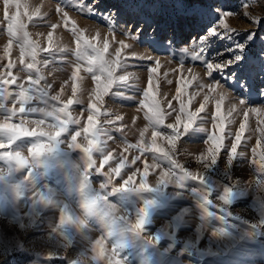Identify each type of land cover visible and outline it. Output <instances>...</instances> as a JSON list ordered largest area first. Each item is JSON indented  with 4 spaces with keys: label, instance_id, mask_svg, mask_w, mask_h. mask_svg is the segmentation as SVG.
<instances>
[{
    "label": "rangeland",
    "instance_id": "obj_1",
    "mask_svg": "<svg viewBox=\"0 0 264 264\" xmlns=\"http://www.w3.org/2000/svg\"><path fill=\"white\" fill-rule=\"evenodd\" d=\"M27 3L30 11L40 7L43 13H47L44 19H34L33 22L24 18L32 38L40 39L44 44L47 33L51 31L50 25L62 23L60 14L55 11L59 6L81 28L87 30L89 37L99 31L101 40L108 37L111 42L114 32L116 40H124L133 46L125 52H134L137 56L128 60L127 68L128 72L137 74L138 79L133 80L134 87H114L112 93L105 97L102 107V110L112 113L107 119H115L117 115L124 118L115 126H109H126L123 133L113 131V139L108 141V149L113 150L114 155L123 151L124 136L129 143H136L137 129L146 123L142 112L138 111V101L142 98L138 89L146 86L150 75L148 69L153 66V61L145 59L148 56L159 59L162 65L158 76L154 77V90L162 106L175 94L177 75L172 70L182 63L184 75L189 79L191 74L187 69H192V74H199V79L204 83L220 82L219 90L229 94L223 104L225 115L240 99L248 101L246 108H264V99L256 97L253 102L248 95H241L218 72L209 78L204 63L193 60L191 55L183 52L185 48L190 53L198 52L199 49L193 47L194 42H198L201 36L207 34V28L217 22V12H227L230 15L225 19L229 27L240 33L238 37H233L234 40L243 42L247 33L256 34L255 43L246 49L248 56H256L262 47L260 38H264V0H27ZM193 3L204 5L202 11L211 15L199 19L192 11L186 12L182 7L190 8ZM77 4L92 5L94 13L89 14L87 9L78 10ZM101 14H111L114 24L110 25ZM137 27L142 29V33L139 39H132L128 32L135 33ZM218 31L223 29L218 28ZM40 33L44 34L43 38L39 36ZM7 39L4 24L0 23V54ZM53 40L54 44L59 42L69 48L75 47L74 37L62 27L56 30ZM117 46L112 44L110 52ZM229 47L231 43L227 39L210 37L205 58L213 63H222L231 58V53L226 51ZM18 54L19 46L14 43L11 59L16 61ZM38 58L50 60L43 71L47 81L53 84V94L68 80L62 98L70 96L72 81L69 78L75 56L71 52H57L55 59L45 53ZM18 68L19 65L12 69L13 74L18 73ZM235 70L233 67L225 71ZM164 73L168 75L165 77ZM81 75L85 74L82 72ZM19 76L24 77L26 73H19ZM156 80L159 81L158 86ZM169 80L173 83L169 84ZM82 86L85 89L94 86L90 76ZM196 91L198 89L193 82L185 89V100ZM128 97L134 99L129 100ZM83 98L85 105L71 107L74 116H78L86 106L87 91ZM201 102L202 95L192 99L191 110L195 111ZM214 111L215 100H211L205 113H201V116H205L204 127L211 129L208 113ZM84 115L86 122L87 113ZM133 118H137L135 125ZM105 119L104 116L100 117L102 123ZM228 119L237 121L229 126L235 131L243 116L238 111ZM171 122L172 118L166 121ZM200 123L198 119L196 126ZM257 129L256 115L250 113L244 137L247 144L242 140L238 149V152L243 151L246 155L241 154L231 163L223 151L215 164L197 162L195 157L207 149L204 143L207 134L190 133L182 137L176 142L175 158L189 171L199 172L203 182L188 177L180 183L153 184L154 191L136 186L114 191L118 184H109L104 175L89 171L88 155L82 148L72 147L68 136L51 142V150L36 159L31 158L30 149L40 141L34 137H20L11 149L0 150V264H72L73 260L88 264L94 241L99 236H104L109 245L120 244L119 255L124 264H264V184L256 181L257 173L249 163L251 149L260 139ZM248 136L252 138L248 140ZM78 141L82 142L83 138H78ZM3 151H19L29 157V162L20 166L4 157ZM259 151L257 149V159ZM136 154L135 149H129L126 153L129 160ZM148 162L151 163L150 157ZM137 165H140V161H137ZM107 169L108 165H105L104 170ZM149 171V182L154 183L152 170ZM116 179L119 181V178ZM225 187H231L235 192L230 203L220 199ZM208 192H211V203L203 199ZM41 193L49 195L52 203H41ZM97 196L106 199L100 201L91 214H87L83 205ZM148 200L155 203L150 207L149 222L144 231L139 235L121 231L129 222L135 221L139 209ZM65 209L84 218L87 224L80 228L61 226L60 216ZM218 228H227L228 235H213ZM109 232H113V235L109 236Z\"/></svg>",
    "mask_w": 264,
    "mask_h": 264
},
{
    "label": "snow or ice",
    "instance_id": "obj_2",
    "mask_svg": "<svg viewBox=\"0 0 264 264\" xmlns=\"http://www.w3.org/2000/svg\"><path fill=\"white\" fill-rule=\"evenodd\" d=\"M0 3H2L0 23L4 24L8 37L3 52L0 54V61H7L0 63V150L11 149L14 142L20 137H34L40 142L31 147L30 156L32 159H36L51 150V142L58 141L62 136H68L71 139L72 147L82 148L88 155L89 171L104 175L109 184L113 182L118 184V188L113 189L114 191L120 188L127 189L130 186L154 191L153 184L180 183L188 177L203 182L199 172L189 171L175 158L176 142L190 133L207 134L206 140H204L207 145L206 151L195 157L201 164H215L221 151L224 152L229 163L236 160L241 154L245 156L246 154L243 151L238 152V149L245 137L249 114L254 113L260 139H257L256 146L251 149L252 157L249 163L254 166L257 173L256 181L264 184V119H261L264 116V108H246L248 101L240 99L237 104H233L228 109L225 115L223 104L229 94L219 90L220 82L204 83L199 79V74H192V69H187V72L191 74L189 79L184 75L185 69L182 63L172 70L177 75L178 86L175 89V94L167 100L166 105L162 106L157 98V92L154 90V77L158 76L162 65L159 59L148 56L145 59L153 61V66L148 69L150 75L146 86L143 89H138L142 97L138 101V111L142 112L146 123L142 128L137 129L136 143H129L127 137L124 136L123 151L116 152L114 155L113 150L108 149V141L113 139V131L123 133L126 126L120 124L118 127H109L115 126L124 118L117 115L115 119H107L112 113L106 109L102 110V107L105 97L112 93L114 87L130 89L134 87L133 80L138 79L137 74L128 72L127 68L129 67L128 60L135 59L137 56L134 52H125L133 46L124 40H116L114 32H112L111 42L108 37L101 40L99 31L89 37L87 30L81 28L77 21L59 6L55 11L60 14L62 23L50 25L51 31L47 33L46 44H44L40 39L32 38L28 31V23L24 18L26 17L28 22H33L34 19H44L47 13H43L40 7L30 11L27 0H0ZM76 7L81 11L87 9L89 14L94 13L90 4H77ZM182 7L186 12L192 11L199 19L211 15V13L202 11L204 8L202 4L193 3L190 8L183 5ZM101 15L110 25L114 24L111 14ZM228 15L230 13H216L217 22L207 28V34L201 36L198 42L193 44L194 48L199 49L198 52L190 53L188 48L183 49V52L191 55L193 60L203 62L209 78L213 76L214 72H218L225 81H230L231 86L241 95H248L253 102L256 97L264 99V38H260L262 47L257 55L248 56L246 49L255 43L256 34L254 32L247 33L243 42L238 39L234 40L233 37H238L240 33L229 27L225 19ZM61 27L74 37V48H69L68 45L59 42L54 44V33ZM218 28L223 31H218ZM141 33L142 29L137 27L135 33L129 31L128 35L132 39H139ZM39 36L43 38L44 34L40 33ZM210 37L227 39L231 43V47L226 49L228 53H231L230 59L222 63H213L205 58L207 42ZM14 43L19 46L16 61L11 59ZM112 44L118 46L110 52ZM57 52H71L75 56V63L72 65L69 78L72 81L71 95L66 99L62 97L65 93L64 86L69 81L65 80L60 86V90L53 94V84L47 81L43 71L50 60L38 58L41 53H45L55 59ZM17 65H19L18 73L13 74L12 69L17 68ZM233 67H235V71H225ZM82 72L85 75H81ZM19 73H26V76L20 77ZM164 75L166 77L168 74L164 73ZM88 76L91 77L94 86L85 89L82 85ZM193 82L196 83L198 91L185 100V89L190 87ZM158 83L159 81L156 80L157 86ZM168 83L172 84L173 81L169 80ZM85 91L88 96L87 104L78 116H74L70 109L73 105H85L83 98ZM201 95L203 102L199 103L195 111L191 110L192 99ZM127 99L132 100L134 97ZM211 100H215V111L208 113L211 122V129H209L203 126L205 116H201V113H205L206 106ZM173 101L176 103L173 104ZM9 102L11 106H9ZM238 111L242 113L243 121L239 122L238 129L233 131L229 126L236 124L237 121L228 118ZM85 113H87L86 122ZM101 116L106 118L103 123L100 120ZM169 118H172L173 122L166 123ZM136 119L133 118V125H135ZM198 119L201 123L196 126ZM80 137L83 138L82 142L78 141ZM251 138L248 136L247 139ZM226 140L228 143H225ZM244 143L246 145L247 140H244ZM129 149H135L138 153L131 160L126 155ZM257 149H260L259 159L256 158ZM3 156L20 166L29 162V157L19 151H3ZM149 157L151 163L148 162ZM137 161H140V165H137ZM105 165H108L107 171L104 170ZM133 166L135 167L133 168ZM150 169L154 183L149 182ZM122 170H124L123 174ZM85 178L87 179V172ZM116 178H119L122 183ZM102 186L106 187L107 185ZM234 195L235 192L231 187H225L220 199L230 203ZM210 197L211 192H208L203 196V199L211 203ZM104 199L106 197L97 196L86 202L83 205L85 212L91 214ZM39 201L43 204L52 203L51 197L43 193L39 195ZM154 203L153 200L146 201L144 207L139 209L135 221L129 222L127 227L122 228L121 231L137 235L142 233L145 225L149 222L150 207ZM121 219L125 218L121 217ZM86 224L87 221L84 218L73 215L67 209L60 216V225L64 227L76 226L80 228ZM108 235L112 236L113 232H109ZM213 235H228V229L218 228ZM119 248V243L109 245V241L104 236H99L94 241L88 264H124L119 255ZM72 264H81V262L73 260Z\"/></svg>",
    "mask_w": 264,
    "mask_h": 264
}]
</instances>
